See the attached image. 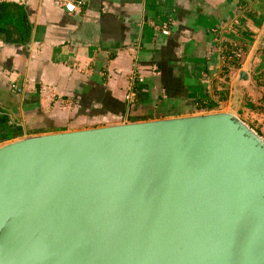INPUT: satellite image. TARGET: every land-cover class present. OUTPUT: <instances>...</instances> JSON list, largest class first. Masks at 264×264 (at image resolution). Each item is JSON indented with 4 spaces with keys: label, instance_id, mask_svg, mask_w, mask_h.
Listing matches in <instances>:
<instances>
[{
    "label": "water",
    "instance_id": "obj_1",
    "mask_svg": "<svg viewBox=\"0 0 264 264\" xmlns=\"http://www.w3.org/2000/svg\"><path fill=\"white\" fill-rule=\"evenodd\" d=\"M0 264H264V140L217 112L4 143Z\"/></svg>",
    "mask_w": 264,
    "mask_h": 264
},
{
    "label": "crops",
    "instance_id": "obj_2",
    "mask_svg": "<svg viewBox=\"0 0 264 264\" xmlns=\"http://www.w3.org/2000/svg\"><path fill=\"white\" fill-rule=\"evenodd\" d=\"M263 48L264 0H0V145L63 131L34 124L63 102L108 103L117 124L245 120L264 91Z\"/></svg>",
    "mask_w": 264,
    "mask_h": 264
},
{
    "label": "rangeland",
    "instance_id": "obj_3",
    "mask_svg": "<svg viewBox=\"0 0 264 264\" xmlns=\"http://www.w3.org/2000/svg\"><path fill=\"white\" fill-rule=\"evenodd\" d=\"M11 89H15V88H11ZM125 95H124L123 101L128 104L131 101V99L130 101H127V99L125 98ZM83 106L84 105L82 104L70 105L68 102L67 103L63 102L59 106L57 105L53 106V104H50L48 109L49 110H51L52 108L58 109L57 113L51 116L49 120L46 118V121L44 120L45 116L43 115L41 119L34 122V124H42V127H41L42 130H48V129L55 130V128H57L63 131H74V130L93 128V127H100V126L109 125V124H117L116 118L118 116H116V114L107 113V115H104L105 111L103 113V110H105L108 106L109 107L111 106L108 103L107 104L99 103L97 105L96 110L91 111V112L89 111V109H84ZM213 113H217V112H213ZM242 121L252 130H254L264 140V114L263 113H258L254 109L252 113L251 114L249 113L246 116V119ZM63 131H59V132H63ZM43 134H46V133H43Z\"/></svg>",
    "mask_w": 264,
    "mask_h": 264
},
{
    "label": "built area",
    "instance_id": "obj_4",
    "mask_svg": "<svg viewBox=\"0 0 264 264\" xmlns=\"http://www.w3.org/2000/svg\"><path fill=\"white\" fill-rule=\"evenodd\" d=\"M76 3L78 4L79 1H77ZM63 6H64L63 8H64L66 11H69V12L72 11V10L74 9V4H73V3H70V2L65 3ZM161 33H162V34H166L167 31H166V30H161ZM238 54H239V52L235 53V57L239 56ZM11 88H14V87L11 86ZM15 90H18V89L15 88ZM131 97H132L131 89H128V90H127V93H126V95H125V98L127 99V101H130ZM125 120H126V117L124 116V117H123V123L126 122ZM121 121H122V120H121ZM121 123H122V122H121Z\"/></svg>",
    "mask_w": 264,
    "mask_h": 264
},
{
    "label": "trees",
    "instance_id": "obj_5",
    "mask_svg": "<svg viewBox=\"0 0 264 264\" xmlns=\"http://www.w3.org/2000/svg\"><path fill=\"white\" fill-rule=\"evenodd\" d=\"M262 54H263V57H264V48L262 50ZM254 109H255L256 112L264 114V91L261 93V95H260V97L258 99L257 105L255 106Z\"/></svg>",
    "mask_w": 264,
    "mask_h": 264
}]
</instances>
